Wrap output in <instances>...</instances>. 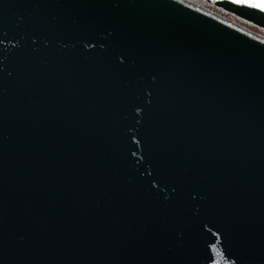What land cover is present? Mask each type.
<instances>
[{
  "label": "water",
  "instance_id": "obj_1",
  "mask_svg": "<svg viewBox=\"0 0 264 264\" xmlns=\"http://www.w3.org/2000/svg\"><path fill=\"white\" fill-rule=\"evenodd\" d=\"M264 31L262 0H204ZM0 264H264V39L179 0H0Z\"/></svg>",
  "mask_w": 264,
  "mask_h": 264
},
{
  "label": "rangeland",
  "instance_id": "obj_2",
  "mask_svg": "<svg viewBox=\"0 0 264 264\" xmlns=\"http://www.w3.org/2000/svg\"><path fill=\"white\" fill-rule=\"evenodd\" d=\"M196 3H199L201 4L202 6L205 7V10L206 9H209L211 10L212 12H215L216 14L220 15L221 17H223V19L225 18V20L227 21H232L234 23H236L235 25H237L238 27H243L244 29L248 30L249 32H254L257 36H259L260 38L264 39V31L261 30L260 28H258L256 25L254 24H251L245 20H241L239 19L237 16H235L234 14H232L231 12H227V11H224L222 9H217L215 7H213L211 4H207L205 2H201V1H195V0H192Z\"/></svg>",
  "mask_w": 264,
  "mask_h": 264
},
{
  "label": "bare ground",
  "instance_id": "obj_3",
  "mask_svg": "<svg viewBox=\"0 0 264 264\" xmlns=\"http://www.w3.org/2000/svg\"><path fill=\"white\" fill-rule=\"evenodd\" d=\"M180 2H183V3H189V4H191V5H193V6H195L196 8L198 7L199 9H201V10H203V11H205V12H209V13H211L212 15H214L215 17H217V18H222L223 19V17H221L220 15H218V14H216L215 12H212L211 10H209V9H206L205 10V7L204 6H202L201 4H199V3H196V2H194V1H192V0H179ZM195 1H197V0H195ZM198 1H201V2H205L204 0H198ZM205 3H207V2H205ZM208 4V3H207ZM214 7V6H213ZM216 8V7H215ZM218 9V8H217ZM224 20H225V18H224ZM226 22H228L229 24H236V23H234V22H230V21H227L226 20ZM241 28V27H240ZM243 28V27H242ZM241 28V29H242ZM244 29V28H243ZM246 32H249L248 30H246V29H244ZM249 33H252V32H249ZM252 34H255L254 32L252 33ZM256 35V34H255ZM257 36V35H256Z\"/></svg>",
  "mask_w": 264,
  "mask_h": 264
},
{
  "label": "snow or ice",
  "instance_id": "obj_4",
  "mask_svg": "<svg viewBox=\"0 0 264 264\" xmlns=\"http://www.w3.org/2000/svg\"><path fill=\"white\" fill-rule=\"evenodd\" d=\"M251 6L252 7H259L261 9H264V0H262V2L259 3V4H252Z\"/></svg>",
  "mask_w": 264,
  "mask_h": 264
}]
</instances>
